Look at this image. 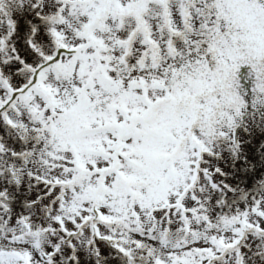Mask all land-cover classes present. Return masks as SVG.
<instances>
[{
  "label": "snow or ice",
  "instance_id": "snow-or-ice-1",
  "mask_svg": "<svg viewBox=\"0 0 264 264\" xmlns=\"http://www.w3.org/2000/svg\"><path fill=\"white\" fill-rule=\"evenodd\" d=\"M0 264H264V0H0Z\"/></svg>",
  "mask_w": 264,
  "mask_h": 264
}]
</instances>
